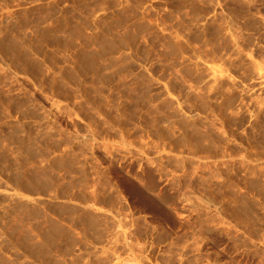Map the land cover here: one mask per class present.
Segmentation results:
<instances>
[{
	"label": "rangeland",
	"instance_id": "1",
	"mask_svg": "<svg viewBox=\"0 0 264 264\" xmlns=\"http://www.w3.org/2000/svg\"><path fill=\"white\" fill-rule=\"evenodd\" d=\"M0 264H264V0H0Z\"/></svg>",
	"mask_w": 264,
	"mask_h": 264
}]
</instances>
